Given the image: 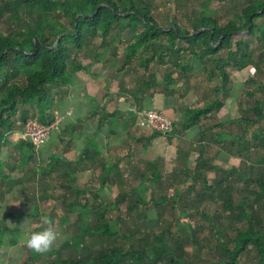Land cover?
<instances>
[{
  "label": "trees",
  "instance_id": "1",
  "mask_svg": "<svg viewBox=\"0 0 264 264\" xmlns=\"http://www.w3.org/2000/svg\"><path fill=\"white\" fill-rule=\"evenodd\" d=\"M150 1L0 0V17L4 18L5 24H7L5 30L2 31L1 26L4 20H0V147L10 144L6 139L8 134L18 129L23 132V129L18 127L19 122L15 119L16 115L19 116V120L23 124L27 122L26 118L30 112L33 113L34 120L42 125H48L54 119L52 108L47 104L48 100H54L50 90L53 89L59 95L61 93L59 90L71 85L76 72L85 70L88 66L91 67L90 60L85 58L86 67L81 60L87 51H92L90 50L92 49L89 44L90 40L99 37L104 42L103 40L112 33L116 25L120 26L118 35H121L126 29L129 30V37H125L127 50L123 61L124 67L137 55L152 52L150 58L142 60L146 70L152 62L170 64L161 83L166 94H171L176 90L178 79L186 81L190 72L203 69L211 82L218 77L221 79L223 87L218 86L214 92L219 93L224 88L225 99L229 98L230 76L227 67L232 66L242 71L254 65L253 50L242 35L251 37L259 44L264 43V0H249L247 6L241 10L238 21L229 20L224 25H220L214 17L216 12L206 8L210 3L207 0L206 7L198 11L199 15L196 12L190 16L189 26L182 27L176 22H170L168 28H163L151 15ZM260 20L262 22L258 23ZM237 35H241V38L234 42V37ZM101 48L100 52L97 51L94 54L95 64L112 66V62L116 60L117 52H110L108 56L110 46L101 43ZM124 69L120 68L117 72ZM155 84L158 82L153 76L149 78L146 86L149 88ZM257 88L260 89L261 85ZM261 104L260 100L254 103L252 107L254 116L245 115L248 113V109L243 108L239 118L230 120L233 123L243 122L244 130L240 135L230 136L225 129V140L234 139L233 143L237 141L242 143L249 128L264 117ZM223 106L224 101L215 96L214 99L207 100L203 106L187 107L179 123L185 129L194 127L200 124L203 118L217 113ZM239 107L242 108L240 102ZM175 125L176 123H174ZM221 125L225 124L221 123ZM218 136L222 137L220 134ZM252 139L260 140L261 146L264 147V129L255 131ZM255 146L259 145L255 143L249 147H242L244 152H249ZM17 147L18 168L21 169L29 165L33 160L34 153L39 148L35 149L31 143L25 140H21ZM246 155L250 158L251 154L246 153ZM209 162L211 161H197L194 177L195 181L203 178L205 192L195 191L190 200L186 199L181 206L179 202L183 200L184 196L180 194L179 197L175 189L165 192L157 201L170 206V209H167L169 214L174 213L187 217L190 214L176 213V211L187 204L192 206L209 197L216 199L215 195H217V198L222 201L225 212L232 216L229 219L239 221L242 225L233 227L234 236L227 242L219 239L220 236L224 237L226 234L221 228L212 229L215 232L216 245L221 246L223 254L226 255L225 259L216 264H239L240 256L251 249L257 253L256 264H264V177L259 176L255 179L251 175L245 180L246 175L238 171L236 167L224 170L220 174L217 169L221 168L213 164L210 165ZM3 166L4 164L0 160V181L8 179L2 171ZM38 171L36 170V172ZM207 171L212 172L213 176L210 177L205 173ZM232 173L237 174L238 180L246 182L245 195L239 200H235L230 192L232 186L231 189L230 185L225 186V180H229L226 175ZM41 175L45 176L44 173ZM252 182L257 183L260 191L249 190V185ZM105 185V177H103L101 186ZM192 187L193 184L189 185V188ZM68 189L73 191L74 196L68 197L69 203H76L74 200L79 194L88 190L79 191L73 187H68ZM186 194L187 196L191 195L190 192ZM142 196H144V191L143 194L138 192L137 199L130 202L126 195L118 196V200L106 205H103L102 202L92 204L77 202L79 207L69 210L70 213L76 215L79 222L77 233L73 237L67 238L61 248H54L46 253L33 251L30 261L39 264L40 257L46 256L47 261L44 264H128V262L130 264H185L186 260L183 256H175L174 253L167 250L165 245L161 249L142 250L133 245L122 247L111 243L119 238L132 239L139 231V227H136L135 232L129 236H122L117 231L118 221L107 220V213L113 209L120 213L119 206L122 203L126 205V213H134L138 203L146 202L141 198ZM98 197L99 195L96 194V198ZM36 209L32 211H36L38 214ZM163 210L165 211V209ZM189 211L191 212V210ZM36 213L33 215L37 216ZM161 215L159 214L158 217L160 218ZM139 216H141L140 219L143 217V215ZM65 217L59 218L61 224L68 221ZM207 218L211 221V217ZM49 220L51 222V219ZM182 225L193 233L192 238L187 237L186 240H194L195 244H200L197 240V231L189 224ZM74 228L76 227L74 226ZM166 232L169 233V231ZM163 235L161 233L155 238L161 240ZM86 236L93 239L102 237L105 238V244L109 241L110 243L107 247H99V250L95 252V249L94 251L89 249L87 244H80V240ZM78 237L80 240L75 243V246H80V249L75 248L73 253L63 255L62 249L70 245L69 241L73 243L74 239ZM16 238L17 232L6 226L0 218V248L6 243L15 245ZM179 239L177 236L176 241ZM82 242L84 241L82 240ZM177 249L182 250L181 245ZM49 256L53 258L49 259Z\"/></svg>",
  "mask_w": 264,
  "mask_h": 264
},
{
  "label": "rangeland",
  "instance_id": "2",
  "mask_svg": "<svg viewBox=\"0 0 264 264\" xmlns=\"http://www.w3.org/2000/svg\"><path fill=\"white\" fill-rule=\"evenodd\" d=\"M206 1L207 0H151V15L163 28H168L170 22H176L182 27H187L189 26L188 19L190 18V16H192L196 12L199 15L198 11L203 7H206ZM209 1L210 3L206 8L209 11L216 12L214 17L219 21L220 25H224L229 20L238 21L241 10L245 6H247L249 0ZM0 20H4V18L0 17ZM5 22L6 20H4L2 23V31H4L7 27V24H5ZM261 22V20L258 21V23ZM119 27L120 26L116 25L112 33L103 40L104 42H102V39L99 37L90 40L89 44H91L90 46H92V49L90 50L92 51H87V53H85V57L84 55L81 57V60L84 62V66H87V62L84 61L85 58H87L88 61L90 60L92 62L91 66L97 65L95 64L94 54L97 51L100 52L102 49L101 43H105L110 46L108 56L110 55V52H117L116 60L112 62V66H106V70L108 69L109 71V78H121L122 81H125L129 87H135L136 84H140V78H144V76L147 78L159 76V78L163 79L165 74L168 72L170 64H167V62L164 64H159L156 61L150 63L149 68L146 70L142 63V60H144V58L151 57L152 52L137 55L133 61H131L127 66L124 67L123 61L127 50V42L125 41V37H129V30L126 29V31L121 33V35H118L120 33ZM241 35L235 36L234 42L239 40L241 38ZM242 36L251 45V48L253 50L252 59L254 61V65L249 66L242 71H239L232 66L227 67V71L230 76L228 86L230 87V96L232 95V97L226 98L225 102L228 101L229 105H231L232 103L239 104L240 102L242 107H239L236 113H234L235 116L226 113L225 109V129H229L228 131H230V133L234 135H240L242 133V131L244 130V123H233L230 122V120L234 117H237L238 115L241 116L243 108L248 109V113H246L245 115L254 116L252 107L257 100H260L262 102L261 105L264 110V43L259 44L257 43V41L252 40L251 37L244 36V34ZM102 67L103 66L101 65V68ZM120 68L125 69L117 72V70ZM89 70L90 67L88 66L86 72H89ZM188 77L189 78L186 80L187 84L190 83L194 85L193 90L197 92V96L200 97V101L206 102L207 100L214 99L215 96H218L220 98H223L225 96V93L223 92L224 88L219 93L214 92L215 88H217L218 86L223 87V84L219 77L211 82L208 78L207 73L204 72L203 69H198L197 72H190L188 74ZM178 80L186 82L184 79ZM259 85H261L262 89L257 88ZM160 87H162V84L160 85ZM70 88V86L62 88L61 90H59L61 91L59 95L55 93L53 89H51L50 91L52 92L53 96L57 97V99H62V97H64L69 92ZM182 90H187V86H184ZM53 103L54 100H48L47 102V104L51 108L54 105ZM15 119L19 122L18 127H21L23 129L26 123L23 124V122L19 120L18 115H16ZM28 120H34L33 113L30 112L29 116H27L26 121ZM202 120H204V118ZM211 122H215V120H206L204 121V124L207 125ZM262 128L264 129V117L261 118V120L258 121L254 126L249 128V130L246 132L243 142L237 143L238 146L236 143H233L230 140H227L225 142V148L227 150H232L235 153H237L238 148L239 151H241L242 146L249 147L254 143H257L259 145L257 155L254 150L244 152L251 154L252 157L249 158L244 154L245 156L242 158V161L239 162V166L237 169L242 170L246 175L251 174L264 177V164L259 166L256 163V161H258L259 159H264V147L261 146L260 140L251 139L252 133ZM9 151H11V149H9ZM226 156L227 155H225V170H231L235 161H228L226 159ZM9 161L12 162L9 166V172L14 173L11 174V176L16 178V182L18 184L13 185L14 181L12 184H9V179L0 181V206L3 205L2 196L4 195L3 193L5 191L10 190L13 186L16 185H18V189L19 185H22V183L24 184L25 188L21 186L23 189L16 192L17 195L15 194L16 199L12 205L16 206L19 209L16 213L15 210L11 209L9 206H4L0 210V218L3 223L8 227L13 228L15 232H17V243L15 245H9L8 243H6L0 248V264H35L34 262L30 261V256L33 250L26 247L23 243V240L25 238L26 232L29 229L38 230L39 227L43 226L41 217L47 216L49 219H51V223L60 233L58 242L50 249L52 250L54 248H61L67 238H69L70 236L73 237V235L77 233L79 222L76 219V215L72 212L70 213L69 211L71 209L75 210L79 207V205L76 204L77 202H89L90 204H92L94 202L97 203L104 200L103 205H106L112 204L113 202L118 200V198H110L112 196H109V194L107 193H105V197L102 194H99V197L96 198V193H91V190L89 191L90 195L86 196L85 191H83L82 189H78L79 191L83 192H81L77 199L74 200V202L76 203H69L68 197L71 196L72 198L74 196L73 191H71L70 194V189H67L68 185L65 183V181H61V179L58 177L56 182L49 181V183H46L41 178V174L46 172L45 167L47 163L43 160V157L41 158L39 156L37 151L34 153L33 160L31 161V165L33 166L31 167L25 166L20 169L18 168L19 160L9 159ZM216 162L218 163V161ZM223 162L224 161H222V163ZM236 163H238V161H236ZM5 166L2 167L3 173L5 171ZM36 170L39 171L36 172ZM220 171L221 170H219L218 173L221 174ZM11 176L9 177L12 179ZM226 176H228L229 180H225V186L230 185V189L232 186V190L230 192L234 196L235 200H239L240 197L245 195L244 191L246 189V182L243 180H238L236 173L227 174ZM95 184H99V182H96ZM191 184H193V187L189 188V186H186V191L185 189L182 190L180 186L177 187V195L179 197L180 194L184 196L182 197L183 200L179 202L180 206L183 202L186 201V199L190 200V197L194 195L195 191H199L200 193L206 191L203 178H200L198 181H194ZM10 186L11 188H9ZM249 186L251 189L255 188V190H258L259 187L255 182H252ZM90 189H94V187L92 186L90 187ZM139 190L141 189L137 187L134 192V198L132 199V197H129L128 202L137 199V193L139 192ZM188 192H190L191 195L187 196L186 193ZM131 196H133V194H131ZM215 197L216 199L209 197L208 199L202 200L192 206L191 204H187L186 206L182 207V209L176 211V213L180 212L190 214L187 217H182L174 213L162 214L160 218L158 217L159 214L145 216L147 218L158 219L157 225L151 226L149 229L139 228V231H137L134 237L130 240L119 238L113 240V242L111 243L121 245L122 247L133 245L142 250L161 249L163 245H165L167 250L174 253L175 256H183V258L186 260L185 264H216L220 260L225 259L226 255L223 254L221 246L216 245L217 241L214 237L215 232L212 231V229L216 230L217 228H221L226 234L224 237L220 236L219 239L227 242L232 236H234L233 227L240 226L242 225V223L229 219V217L232 218V216H229L228 212H225L224 208L222 207V201L217 198V195H215ZM39 198H41L42 200ZM141 198L146 201V197L142 196ZM120 207V213L116 212V210H112L107 213L106 219L111 221H118V234L122 236H129L131 233L135 232L134 230L137 227L138 220L141 216L137 215L132 217L131 215L126 213V205L123 203L119 206V208ZM150 207L151 206L149 204L147 208ZM35 208H37L36 210L38 214L36 213V211H32ZM189 210H191V212ZM165 211H167V209ZM34 213H36L37 216H34ZM62 216H66L65 218L68 219L67 222H63L64 224H61L59 219ZM206 216L211 217V221ZM181 224H189L194 230L197 231V240L200 242V244H195L194 240H186L187 237L192 238L193 233L185 226H181ZM74 226L76 228H74ZM166 231H169V233H167ZM161 233L164 234L161 240L155 238L156 235H159ZM177 236H179L180 238L178 241H176ZM79 240L80 238L78 237L74 239L73 243L72 241H69L70 245L65 246L62 249L63 255L66 256L70 253H73L75 248L77 250L80 249V246H75V243L79 242ZM82 240L84 242H82ZM82 240H80V244H87L86 246L89 249H93V251L95 249V252L99 250V247H107V245L110 243L109 241L107 244H105V238L102 237H96L95 239H93L86 236L82 238ZM179 245H181L182 250L177 249ZM48 258L52 259L53 257L49 256ZM46 261L47 257L43 256L42 258L40 257L38 263L44 264V262ZM256 263L257 253L254 249L248 250L239 258V264ZM128 264H130V262H128Z\"/></svg>",
  "mask_w": 264,
  "mask_h": 264
},
{
  "label": "crops",
  "instance_id": "3",
  "mask_svg": "<svg viewBox=\"0 0 264 264\" xmlns=\"http://www.w3.org/2000/svg\"><path fill=\"white\" fill-rule=\"evenodd\" d=\"M106 66L108 65L101 68L96 65L91 66L89 72H86V69L76 72L69 85L72 90L70 88L62 99L54 96L53 114L61 115L70 111V115L65 118L62 130L53 132L37 150L39 156L47 163L45 176L41 177L44 182H56L59 177L69 188L88 189L86 196L90 195V187L93 186L91 193L102 194L104 197L107 193L112 196L110 198L126 195L127 200L129 197L134 198L131 194L138 187L141 189L140 193L144 191L146 202L138 203L134 213L128 214L132 217L149 216L170 213L163 210L170 209V206L157 200L167 191H174L179 186L184 190L193 183L197 161H211L209 164L219 166L222 172L226 169L227 155L226 159L235 161L233 166L238 168L246 153L243 147L241 151L238 148L237 153L225 149V125L222 126L221 123L225 124V109L226 113L234 115L239 104L229 105L224 96L221 98L224 106L217 113L210 114L200 124L185 129L179 123L185 109L203 106L205 103L200 101L197 92L193 90L194 85L180 80L176 84V90L166 94L160 87L163 79L155 77L158 84L148 88L146 84L149 78L144 76L140 78V84L129 87L121 78H109ZM184 86H187L185 91L182 90ZM135 109H156L165 113L176 123L174 130L170 134H163L138 124ZM239 117L238 115L233 119ZM213 119L215 122L204 124V121ZM228 130L226 132L230 136H236ZM21 134V129L8 134L6 139L10 144L0 147V160L4 166L6 164L4 174L8 177L9 184L14 181L13 185L18 183L16 178L11 176L14 173L9 172L12 163L9 159L19 160L17 146L22 140ZM253 135L254 133L251 139ZM258 148L259 146H255L251 150L257 155ZM263 160L259 159L256 163L261 166L264 164ZM31 166L33 165L30 162L28 167ZM238 171L245 174L240 169ZM205 173L213 176L210 171ZM102 176L106 182L103 187ZM250 176L251 174L246 175L245 180ZM252 177L256 179L259 176ZM96 182L99 184H95ZM21 186L25 188L22 183L18 189V185L12 188L10 186L11 189L3 193L1 208L9 206L15 213L19 210L12 204L16 199V192L23 189ZM249 190L260 191L259 187L255 190L250 186ZM69 192L71 194V191ZM148 203L150 208H147ZM157 221L156 218H139L137 227L149 229L157 225Z\"/></svg>",
  "mask_w": 264,
  "mask_h": 264
},
{
  "label": "built area",
  "instance_id": "4",
  "mask_svg": "<svg viewBox=\"0 0 264 264\" xmlns=\"http://www.w3.org/2000/svg\"><path fill=\"white\" fill-rule=\"evenodd\" d=\"M138 124L147 126L163 134H170L175 126L174 120L156 109H135L134 110ZM70 115V111L63 114H54V119L48 125H42L36 120H28L23 127L21 139L31 143L35 149H38L46 142L51 134L60 132L63 128L65 118Z\"/></svg>",
  "mask_w": 264,
  "mask_h": 264
},
{
  "label": "clouds",
  "instance_id": "5",
  "mask_svg": "<svg viewBox=\"0 0 264 264\" xmlns=\"http://www.w3.org/2000/svg\"><path fill=\"white\" fill-rule=\"evenodd\" d=\"M42 225L38 230L29 229L23 243L36 253L48 252L59 240L60 233L47 216L41 217Z\"/></svg>",
  "mask_w": 264,
  "mask_h": 264
}]
</instances>
